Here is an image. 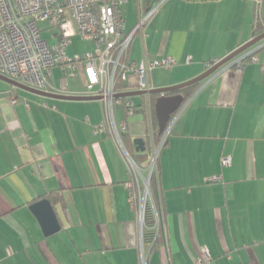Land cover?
Masks as SVG:
<instances>
[{"label":"crops","instance_id":"crops-1","mask_svg":"<svg viewBox=\"0 0 264 264\" xmlns=\"http://www.w3.org/2000/svg\"><path fill=\"white\" fill-rule=\"evenodd\" d=\"M130 1L137 13L150 8L151 0ZM256 17L264 26V0H165L133 35L126 59L174 57L177 64L151 71V84L182 83L254 37ZM124 18L129 32L136 22ZM262 44L241 67L200 81L170 127L159 156L165 222L156 246L144 241L147 264H194L206 253L210 264H264ZM136 79L129 76L127 91L137 90ZM38 90L47 94L0 79V264H138L129 173L108 134L95 132L103 103L55 96L85 94L82 63L52 67ZM147 96L123 97L136 107L127 117L115 107L134 151L147 129ZM51 193L60 230L45 236L30 205Z\"/></svg>","mask_w":264,"mask_h":264},{"label":"built area","instance_id":"built-area-1","mask_svg":"<svg viewBox=\"0 0 264 264\" xmlns=\"http://www.w3.org/2000/svg\"><path fill=\"white\" fill-rule=\"evenodd\" d=\"M128 0H0V74L35 89H44L50 70L54 66L74 69L82 63L87 95H99L103 103V121L95 128L105 131L112 139L124 161L129 180L128 201L137 212L139 223L138 264H147L148 249L144 245L143 229L147 206L154 216L155 234L164 226L165 214L159 186V156L166 144L170 127L184 108L182 104L171 114L161 135L156 138L152 126L153 111L147 96L146 122L149 150L146 164L142 165L128 149L124 133L127 119H116L115 107L122 105L125 117L132 115L135 105L130 98H119L116 85L136 76L137 89L153 88L150 80L155 68H170L177 64L171 56L157 59L143 57L139 62L126 59L131 39L136 31H142L147 19L165 2L149 8L146 14L138 13V21L131 31L125 28L123 5ZM45 22V25L41 23ZM55 27L54 43L42 36V31ZM74 35L92 42L93 50L68 55L67 46ZM252 55V54H251ZM254 58V57H252ZM243 58L235 59L238 67ZM187 62L190 57H187ZM215 63V62H214ZM227 64L225 67H229ZM230 157L223 156L221 163L227 165ZM156 182L157 200L151 190ZM194 264H210V256L196 259Z\"/></svg>","mask_w":264,"mask_h":264},{"label":"water","instance_id":"water-1","mask_svg":"<svg viewBox=\"0 0 264 264\" xmlns=\"http://www.w3.org/2000/svg\"><path fill=\"white\" fill-rule=\"evenodd\" d=\"M263 39H264V31L252 37L250 40L246 41L245 43L237 47L235 50L231 51L223 58L217 60L208 69H206L198 76L189 79L185 82L178 83L175 85L165 86V87H155L148 91L137 89L135 91L117 92L115 93V96L119 98H123L134 94H157V97L154 101V113L157 121L158 131L162 132L167 122L169 121L171 114L180 108L181 103L183 101V96L180 93L169 94L170 92L177 91L180 88L190 85L192 83L200 82L203 79L213 75L216 71L226 66L227 64H229L230 66L235 64V59L238 58L239 56L244 58L245 56H249L253 54L259 47H261V45H258L257 47H254V45L262 41ZM263 45L264 44H262V46ZM0 79L16 87L28 89L30 91H34L37 93L47 94V92L40 91L33 87H29L20 82L12 80L2 74H0ZM55 96H60L62 98L73 99V100L101 99V96L99 95H87V94H82V95L55 94ZM133 143L135 144L136 151H140V152L145 151L146 147H145L144 138L136 137L134 138ZM30 210L37 217L45 236L51 235L60 230V224L56 216L54 207L52 206L48 198H41L38 201L32 203L30 205Z\"/></svg>","mask_w":264,"mask_h":264},{"label":"trees","instance_id":"trees-1","mask_svg":"<svg viewBox=\"0 0 264 264\" xmlns=\"http://www.w3.org/2000/svg\"><path fill=\"white\" fill-rule=\"evenodd\" d=\"M264 31V26H262L259 22H258V17L255 18V22H254V31H253V36L258 35L259 33ZM252 57V55L249 56H245L243 58L242 61H247L250 60ZM214 62H210V64H213ZM200 82H195L192 83L190 85H187L185 87L180 88L177 91H173L170 92L169 94H175V93H180L183 96V101L181 103L184 104V102H186L189 97L196 91V89L199 87ZM132 85L128 84L127 82H122L120 81L117 85H116V89L119 92H123V91H127V88L130 87ZM168 94V93H166ZM150 103H151V107H152V111H153V118H152V126L154 129V134L155 137L158 138L162 132L158 131V127H157V121H156V117H155V113H154V101L157 97V94H150ZM124 99V98H122ZM136 109V108H135ZM127 132V131H126ZM144 141H145V147L146 150L143 152L140 151H134L132 148V144H130V140L128 138V133H124V139L126 142V145L128 147V149L130 150V152L133 154V156L135 157V159L139 162V164H146L147 161V155H148V150H149V142H148V136H147V129L145 131V135H144ZM151 190H152V194L154 196V200H157V187H156V182L154 180L151 181ZM54 194L57 193H51L48 194V199L50 200L52 206L54 207V200H57V197L54 196ZM54 196V197H53ZM143 237H144V241H146L147 243L152 244L151 248L156 246L160 240V234H155V229H154V216L151 210L150 206H147L146 208V214H145V222H144V229H143Z\"/></svg>","mask_w":264,"mask_h":264},{"label":"rangeland","instance_id":"rangeland-1","mask_svg":"<svg viewBox=\"0 0 264 264\" xmlns=\"http://www.w3.org/2000/svg\"><path fill=\"white\" fill-rule=\"evenodd\" d=\"M158 2L159 0H151L149 7L150 8L155 7ZM123 8H124L125 16H126V23L128 25H131L134 20H135L134 22L138 21V13L132 1H130L128 4L123 5ZM142 16H144V12L142 13ZM41 24L45 25V22ZM144 27L145 26H143V28ZM55 31H56L55 27L46 28L45 30L42 31V36L45 39H47L50 43H54L56 38L53 36V33ZM66 50H67L68 55L71 56L75 53H82L84 51L93 50V44L90 41L89 42L85 41L79 35H75L71 38V41L68 44V47L66 48Z\"/></svg>","mask_w":264,"mask_h":264}]
</instances>
